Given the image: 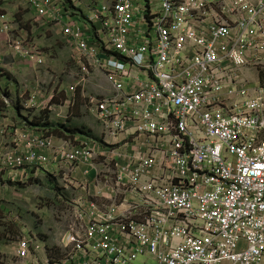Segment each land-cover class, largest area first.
Instances as JSON below:
<instances>
[{
  "label": "built area",
  "instance_id": "obj_1",
  "mask_svg": "<svg viewBox=\"0 0 264 264\" xmlns=\"http://www.w3.org/2000/svg\"><path fill=\"white\" fill-rule=\"evenodd\" d=\"M28 3L78 48L81 73L98 71L109 84L108 95L91 100L109 139L55 147L46 129L0 125L14 144L0 147V185L51 161L91 164L99 177L97 192L86 171L63 257L24 236L20 264H264V87L241 80L247 67L264 71V0H111L86 17L106 30L101 51L65 23L57 1ZM10 32L0 16L8 48L41 65ZM40 94L21 101L23 110L46 108Z\"/></svg>",
  "mask_w": 264,
  "mask_h": 264
},
{
  "label": "rangeland",
  "instance_id": "obj_2",
  "mask_svg": "<svg viewBox=\"0 0 264 264\" xmlns=\"http://www.w3.org/2000/svg\"><path fill=\"white\" fill-rule=\"evenodd\" d=\"M81 1L83 4L88 3V0ZM1 10L13 17V28L16 31H28V42L43 55V63L31 65L23 60H15L13 56L7 58L9 50L5 49V68L1 69L0 74V93L26 101L31 92L38 88L41 91L40 101L53 96L49 105L51 108L48 106L44 111L23 110L24 119L29 116L36 121L40 117L47 121L50 119V124L64 123L71 128L66 133H72L69 139L73 144L76 143L77 134L92 145L106 146L104 130L91 114L89 102L91 98L108 92V86L102 76L97 74L87 78L86 83H81L76 93L70 95L66 90L75 82H79V76L70 50L55 28L43 22L36 23L34 14L24 0L22 5L18 6V11L13 14L8 12L7 8L1 7ZM241 80L247 89L257 87V83L264 87V71L247 67ZM71 99L73 105L69 106L66 101ZM95 162L101 172L109 169L103 165V161ZM57 165L56 171L51 164L36 169L35 173L28 174L22 181L1 183L0 264H20L16 256V242L24 236L38 239L44 245V255L56 259L63 257L62 234L70 224V211L74 202L83 194L82 187L86 179L81 178L84 169L81 173L80 168L75 165ZM140 263L157 264L149 257L141 258Z\"/></svg>",
  "mask_w": 264,
  "mask_h": 264
},
{
  "label": "clouds",
  "instance_id": "obj_3",
  "mask_svg": "<svg viewBox=\"0 0 264 264\" xmlns=\"http://www.w3.org/2000/svg\"><path fill=\"white\" fill-rule=\"evenodd\" d=\"M25 1V3L27 2V4H28V6H29V3H28V0H24ZM53 1H57V3H58V5L66 12V13H68L69 15L65 18V23L66 24H68V25H72V26H76V27H78L79 29H81L83 32H84V34H83V36H84V39H85V42H86V44H87V46L90 48V49H98V50H104V48L106 47V42H108L107 41V36H106V34H105V32H106V30H104V28H103V26H102V24L101 23H89L87 20H86V17L87 16H89L93 11H100L101 9H102V7H106V6H108L109 4H110V2H111V0H107V1H104V2H101L100 4L99 3H97V1L96 0H88V5L90 4L91 6H90V8H87V9H84V10H81V16H80V22H76V23H73V21H74V19H73V17H74V12L73 11H75V3L72 1V0H69L70 2H71V5L73 6V11L72 10H70L68 7H66L65 5H64V3H65V1L64 0H53ZM29 9L31 10V12L34 14V21L36 22V23H39V22H43V23H45V24H47V25H49V26H51V27H53V28H55V30H56V32H57V34L60 36V38L64 41V44L67 46V48L70 50V53H71V59H72V61L74 62V64H75V66H76V69H77V72H78V76H79V82H75L74 84H72L71 86H74L76 83H77V87L73 90V91H70L69 90V87H68V89L66 90V92L67 93H69L70 95H74L75 93H76V91L79 89V87H80V85H81V83L82 84H85L86 83V80H87V78H90V77H92V76H95V75H97V74H100L98 71H92V73H90V75L89 76H85L84 74H82L81 73V69H80V61H78V59H77V53H79V51H78V48L76 49V46L66 37V36H64L63 35V32H62V29L61 28H59L58 26H56L55 24H53V23H51L50 21H48V20H46V19H38L37 18V15H36V12H35V10L34 9H32L30 6H29ZM0 16H5L7 19H8V21H9V24H10V27H11V32H10V34H12L13 35V39H15V40H18L19 41V39L20 40H24V43H25V45L28 47V48H30V49H33V50H36L37 52H39V50L38 49H36L35 47H33V46H31L30 44H29V42H28V31L26 32V30L25 31H16L14 28H13V17H11L8 13H0ZM95 26H101V28H102V31L100 30V32H99V34H98V36L97 35H95V30H94V28H95ZM15 31H16V33L17 34H15ZM0 38L3 40V44H4V46H5V48L6 49H8L9 50V56H7V58H11V56H13V58L15 59V60H22V59H18L17 58V56H16V54H15V52L13 51V50H11L10 48H8V46L6 45V43H5V40H4V38L2 37V36H0ZM40 53V52H39ZM40 55H41V57H42V63H43V55L40 53ZM0 56H1V58H2V61H3V65H4V55L2 54H0ZM23 61H25V62H27L28 64H31V65H34V64H32V63H30L29 61H27V60H23ZM42 65V64H41ZM3 68H5V66L3 67ZM2 73V72H1ZM0 73V74H1ZM101 75V74H100ZM103 78V77H102ZM104 79V78H103ZM104 81H105V79H104ZM105 83H106V81H105ZM106 85L108 86V89H107V91L108 92H106L105 94H103V95H101L100 97H93V98H97V99H101V98H103L104 96H106V95H108L109 93H110V86H109V84L108 83H106ZM70 86V87H71ZM36 90H39L40 91V89H36ZM41 92V91H40ZM79 93V92H78ZM39 96H41V95H39ZM9 99H10V97H8ZM52 99H53V96L51 95V96H49L45 101H47V105H46V108L51 104V101H52ZM11 101H12V103H11V105H10V107H12V106H14V108H18V109H20L21 111H23V108H22V106H21V104H20V102L22 101V100H20V99H15L14 98V100H12V99H10ZM91 100H92V98L90 99V112L92 111V102H91ZM66 102H68L69 103V106H71V104L73 105V99H71V101H66ZM2 103H3V100H2ZM3 105H4V103H3ZM3 108H7L5 105H4V107H2L1 106V111L0 112H2V110H3ZM46 108H44L43 110H41V111H44ZM48 108H51V106H49ZM42 114V113H41ZM91 114L96 118V116L91 112ZM32 119V121L33 122H35V123H38L39 121H43L42 123H41V125H39L38 127L40 128V129H46V130H48V129H52V128H57L58 127V125H60V124H58V123H51L50 124V126H45V127H43V125L44 124H47V123H50L51 121H50V119H48L49 121H47L45 118H38V119H36V121H34V119L33 118H30L29 116H28V119H27V123L24 125V128H28V129H36L35 127H33V126H31V125H29L28 124V122L30 121ZM96 120H97V118H96ZM98 121V120H97ZM99 122V121H98ZM100 123V122H99ZM61 124H63V127L64 126H67V125H65L64 123H61ZM101 124V123H100ZM101 126H102V128L103 129H105L104 127H103V125L101 124ZM61 128V129H64V128ZM69 127V126H68ZM8 129H9V126H8ZM71 129V128H70ZM48 132H49V134L50 135H52L55 139L56 138H59L57 135H53V133L52 132H50L49 130H48ZM75 135H73V137H74ZM77 136H80V135H77L76 134V137ZM71 138V137H70ZM59 139H61L60 141V145H56L55 144V147H61L62 145H64L63 144V142H69V143H71L72 145H76V144H79L81 141H83L82 139L80 140V141H77V140H75V144H73L72 142H70L71 140L69 139V138H59ZM76 139V138H75ZM52 152V151H51ZM52 153H54V152H52Z\"/></svg>",
  "mask_w": 264,
  "mask_h": 264
},
{
  "label": "crops",
  "instance_id": "obj_4",
  "mask_svg": "<svg viewBox=\"0 0 264 264\" xmlns=\"http://www.w3.org/2000/svg\"><path fill=\"white\" fill-rule=\"evenodd\" d=\"M72 1L75 3V8H76L75 11H74L75 15L73 17V19H74L73 23L80 22L81 10L90 8L91 5L90 4L89 5L88 4H83L81 0H72ZM96 1H97V3L100 4L101 2H104V1H107V0H96ZM22 2H23V0H0V8L1 7L2 8H7V11L13 14V13L18 11V6L22 5ZM24 3H25V1H24ZM0 13H4V12H2V10H1ZM94 30H95V35L98 36L100 30L102 31V28H101V26H95ZM5 49L6 48H5L4 44H3V40L0 38V54L1 55L5 53ZM8 97L9 96L7 94L0 93V105L2 107H4V105L2 103V100H5ZM10 99L14 100V97L10 96ZM22 116H23L22 115V111L20 109H18V108H14V106H12V107L9 106L7 108H3L2 112H0V125L6 126L7 129H8V126H9L10 132H12L13 129H17V130L24 129V125L27 123V119H23ZM42 122L43 121H39L38 123H35L31 119L28 122V124L33 126V127H35L36 129H40L38 126L41 125ZM105 139L107 140L109 138L105 137ZM60 140L61 139H59V138L55 139V144L57 146L60 145V142H61ZM75 140L80 141L81 140V136H77ZM63 144H64V142H63ZM13 145L14 144H13L12 135L7 134L4 137H0V147L1 148L2 147H7V146L12 147ZM50 155H52V152H51ZM57 163L58 162L51 161L52 167H54L55 171L57 170V169H55V167L58 166ZM98 165H100V164H98ZM77 168H80V172L81 173H82L83 169L85 170L83 172L84 177H83V175L81 176L82 179L85 178L86 171H90V174H89L90 180H92V183L94 185L97 184V180L99 179V177H98L95 169L92 168L91 164L79 163L77 165ZM94 174L96 175L95 177L93 176ZM97 187H98V189L96 191L98 192L100 190V187L99 186H97ZM96 191H95V188H94L93 191H91V192L97 193ZM94 200L97 201V199H94ZM101 200L105 201L102 198H101Z\"/></svg>",
  "mask_w": 264,
  "mask_h": 264
},
{
  "label": "trees",
  "instance_id": "obj_5",
  "mask_svg": "<svg viewBox=\"0 0 264 264\" xmlns=\"http://www.w3.org/2000/svg\"><path fill=\"white\" fill-rule=\"evenodd\" d=\"M64 5L68 7L70 10L73 11V6L71 5V2L69 0H64ZM74 12V11H73ZM23 118V117H22ZM24 119V118H23ZM50 126V123L44 124L43 127ZM63 127V124L58 125L57 128L48 129L50 132L53 133V135H57L59 138H70L72 136V133H66L67 131H70V127L64 126V129H61ZM67 134V135H66ZM12 184V183H11Z\"/></svg>",
  "mask_w": 264,
  "mask_h": 264
}]
</instances>
